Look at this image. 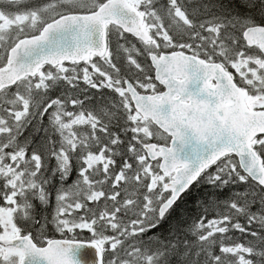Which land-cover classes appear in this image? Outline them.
Here are the masks:
<instances>
[{"label": "snow or ice", "instance_id": "1", "mask_svg": "<svg viewBox=\"0 0 264 264\" xmlns=\"http://www.w3.org/2000/svg\"><path fill=\"white\" fill-rule=\"evenodd\" d=\"M0 264H264V0H0Z\"/></svg>", "mask_w": 264, "mask_h": 264}, {"label": "trees", "instance_id": "2", "mask_svg": "<svg viewBox=\"0 0 264 264\" xmlns=\"http://www.w3.org/2000/svg\"><path fill=\"white\" fill-rule=\"evenodd\" d=\"M204 191V189L197 190L196 188H193L192 192L180 202L174 219H178L181 213L187 216L195 215L196 201L204 195ZM53 236L59 238L56 234H53Z\"/></svg>", "mask_w": 264, "mask_h": 264}]
</instances>
